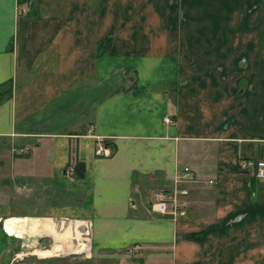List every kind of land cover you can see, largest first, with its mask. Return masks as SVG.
I'll return each mask as SVG.
<instances>
[{"label":"crops","instance_id":"1","mask_svg":"<svg viewBox=\"0 0 264 264\" xmlns=\"http://www.w3.org/2000/svg\"><path fill=\"white\" fill-rule=\"evenodd\" d=\"M19 5L0 0V138L29 149L24 178L67 201L0 220V264L27 225L51 242L38 264H264V181L237 171L264 158V0ZM87 98L93 118L71 130V101ZM70 162L84 163L81 180ZM185 168L195 180L176 182ZM166 189L185 217L157 211Z\"/></svg>","mask_w":264,"mask_h":264},{"label":"rangeland","instance_id":"2","mask_svg":"<svg viewBox=\"0 0 264 264\" xmlns=\"http://www.w3.org/2000/svg\"><path fill=\"white\" fill-rule=\"evenodd\" d=\"M20 7H27L28 9L26 14H21L19 11L20 15L29 14L31 9L28 5H19ZM104 92H102L103 97H105ZM71 102L70 119L72 122L70 129L82 131L93 118L91 109L94 106L95 100L87 98L86 101L74 100ZM61 108L56 106V113H60ZM85 113L86 116H84ZM28 154L29 149L21 151L20 147L13 144L10 139L0 138V220L18 218L21 223H28L32 217L48 214V209L53 205L67 201H60L64 195L58 189L50 187L49 183H46L47 181L39 180L33 183V181L23 177L29 172V164L24 158ZM166 191L169 192L170 190L166 189ZM29 231L27 225L22 237L13 236L10 240V242L13 241L12 249L15 250V252H11V258L13 260L16 256L18 257L15 264H35L40 258H38L39 255L34 256L33 253L37 249L44 250L45 247L48 248L51 245L48 238L35 240V237L28 236ZM0 242H6V232L4 231V227L1 226ZM65 261L67 262L65 263L62 260L55 264H87L79 261L77 258H70ZM38 263L40 262L36 264ZM41 263L44 264L43 262ZM47 264L53 263L48 262Z\"/></svg>","mask_w":264,"mask_h":264},{"label":"built area","instance_id":"3","mask_svg":"<svg viewBox=\"0 0 264 264\" xmlns=\"http://www.w3.org/2000/svg\"><path fill=\"white\" fill-rule=\"evenodd\" d=\"M20 13H27V7H20ZM165 121L167 123H172L170 118H166ZM109 148L104 145L103 142L97 144L96 148V156L100 158L110 156ZM237 171L239 175L256 179L258 181H264V158L263 159H251V158H240L238 161ZM72 170L67 169L66 174L68 176L72 175ZM195 180V175L193 171L189 168H185L181 174L177 177L176 182H190ZM210 185H215V181H209ZM185 203H181L178 198L177 191H163L159 195H157V203L155 204V208L161 214H169L175 218L185 217L186 212ZM17 256L10 263L3 264H14L17 261Z\"/></svg>","mask_w":264,"mask_h":264},{"label":"trees","instance_id":"4","mask_svg":"<svg viewBox=\"0 0 264 264\" xmlns=\"http://www.w3.org/2000/svg\"><path fill=\"white\" fill-rule=\"evenodd\" d=\"M28 1L29 0H19V3H20V5H23V4H26ZM31 6H32V4H31ZM110 41L111 40L109 38L106 39V41L99 48L100 55H104L107 52V50L109 48V45H110ZM112 84H113L112 82L108 81L103 87V91H107L108 93L110 92L107 96L117 92L116 91L117 89L114 90V91H109V89L112 88ZM7 85L10 86L8 91H10V93H11V90H10L11 89V85H10V83H8ZM107 96H105L104 98H106ZM67 169H71L72 170V172H73L72 175H71L72 178H74L75 180H81L83 178V176H84L85 165L82 162H75V163L70 162L68 164V166H67ZM254 182L257 183L256 180H254Z\"/></svg>","mask_w":264,"mask_h":264},{"label":"water","instance_id":"5","mask_svg":"<svg viewBox=\"0 0 264 264\" xmlns=\"http://www.w3.org/2000/svg\"><path fill=\"white\" fill-rule=\"evenodd\" d=\"M1 227H3V225H1Z\"/></svg>","mask_w":264,"mask_h":264}]
</instances>
